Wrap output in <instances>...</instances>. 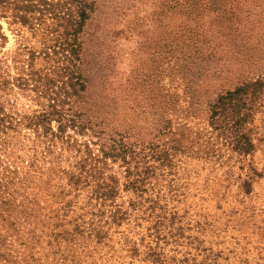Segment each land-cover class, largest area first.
<instances>
[{
	"label": "rangeland",
	"instance_id": "1",
	"mask_svg": "<svg viewBox=\"0 0 264 264\" xmlns=\"http://www.w3.org/2000/svg\"><path fill=\"white\" fill-rule=\"evenodd\" d=\"M103 1L75 39L68 0L0 7V264H264V92L247 153L211 116L264 78V0Z\"/></svg>",
	"mask_w": 264,
	"mask_h": 264
},
{
	"label": "trees",
	"instance_id": "2",
	"mask_svg": "<svg viewBox=\"0 0 264 264\" xmlns=\"http://www.w3.org/2000/svg\"><path fill=\"white\" fill-rule=\"evenodd\" d=\"M11 0H0V7L4 6ZM107 0L102 3L105 4ZM97 2L100 0H68V11L64 13V15L60 16L62 20L65 22V28H67V35L72 39L76 38L80 35V33L84 32L89 20L91 19L92 13L97 8ZM67 4V2H66ZM21 21L27 22V13H22L19 15ZM3 27L0 23V38H5L2 31ZM81 50V47L79 48ZM80 80L77 81L79 87L75 85V83L71 84V90L66 91V96L70 97L71 100H75L76 97H80L82 92L86 89V79L79 74ZM79 89V90H77ZM264 92V78H256L252 80H247L239 85H237L233 89H229L226 92L220 94L215 102L211 106L212 111V120L213 122H217L221 117H225L228 121H233L232 127L238 133L239 129L242 134H238L237 136L240 139L237 140V148L241 151L247 153L252 150L254 147V143H252L250 137H248L246 132H243L247 122L250 119V112L253 110L254 105L258 101L257 99L261 97ZM58 108L57 106H55ZM64 108V107H61ZM70 111L71 109H67ZM59 111H55L54 109L41 112L39 114V120L43 119L50 122L55 114ZM85 113L82 111L80 114L75 111L72 112L71 115H67L66 123H62L59 125V130H63L69 124L72 127H79L83 130L87 129V127L92 125L90 123V119L84 117ZM64 117L62 115H58L57 120L61 121ZM114 135H110L109 137L101 138V148L105 155L109 157H119L122 156L123 159H126V155L128 152H132L133 148L129 146V144L124 140V138L117 137L118 133H113ZM106 144V146H104Z\"/></svg>",
	"mask_w": 264,
	"mask_h": 264
}]
</instances>
